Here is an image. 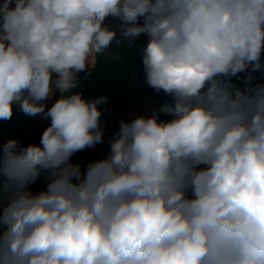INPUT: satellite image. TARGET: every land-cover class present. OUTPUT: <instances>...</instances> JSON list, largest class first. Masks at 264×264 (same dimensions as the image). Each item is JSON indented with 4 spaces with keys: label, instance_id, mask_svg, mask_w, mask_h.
Listing matches in <instances>:
<instances>
[{
    "label": "clouds",
    "instance_id": "clouds-1",
    "mask_svg": "<svg viewBox=\"0 0 264 264\" xmlns=\"http://www.w3.org/2000/svg\"><path fill=\"white\" fill-rule=\"evenodd\" d=\"M109 17L170 99L82 166L108 98L73 90L121 43ZM262 56L264 0H2L0 121L50 125L0 145V264H264Z\"/></svg>",
    "mask_w": 264,
    "mask_h": 264
},
{
    "label": "crops",
    "instance_id": "crops-1",
    "mask_svg": "<svg viewBox=\"0 0 264 264\" xmlns=\"http://www.w3.org/2000/svg\"><path fill=\"white\" fill-rule=\"evenodd\" d=\"M0 2H2V0H0ZM142 22L143 21L141 20V23ZM105 24L117 31V39H120L121 43L117 45L115 41H113L108 52L98 57L95 68L92 69L90 76H85V73L83 72L80 73L81 83L79 87L73 91L83 92L86 89H90L105 93L109 89L115 87L128 89L129 108L127 112L115 117L117 132L119 129L118 118H121V120L124 121H131L139 115L151 116L153 112L156 111V107L154 99L149 93L150 90L147 84H141L143 82H138L132 87L129 85V76L132 73L130 62L135 60L142 64L140 49L147 43L144 34H141L130 45L127 40L120 36V21L118 19L109 17L106 19ZM59 95L60 94L57 91L55 98H59ZM51 103L52 101L48 102L49 107L51 106ZM13 116L17 118L28 131L39 126L37 116H27L20 111L18 106L15 105ZM112 137L104 139L103 143L97 144L94 148H89L91 154L96 159L105 156L109 152L110 146L108 141Z\"/></svg>",
    "mask_w": 264,
    "mask_h": 264
},
{
    "label": "trees",
    "instance_id": "trees-1",
    "mask_svg": "<svg viewBox=\"0 0 264 264\" xmlns=\"http://www.w3.org/2000/svg\"><path fill=\"white\" fill-rule=\"evenodd\" d=\"M146 41H148V37L144 34ZM264 58V56H262ZM241 76L245 75V73H241ZM257 78V81H264V76L261 73L257 72L254 74ZM235 83H239V81L235 80ZM150 90V89H149ZM85 98L91 100L95 99L99 96H107V103L98 105V108L101 109V126L104 129V138L108 139L116 133V123L115 117L119 114L125 113L129 108V90L126 88H111L107 92H99L96 90L86 89L83 92ZM151 96L154 99L156 111L159 106L165 101L170 99L163 92L154 93L152 90L149 91ZM160 119L170 120V116H165L163 114L160 115ZM49 124L39 125L35 128V130L31 133L29 132L23 124L14 116L10 121H0V145L6 142L9 139H15L20 142L21 145L27 146L29 144H39L40 138L42 136L43 131ZM96 160V158L91 154L89 149H85L84 151L76 153L72 157V161L74 163H81L82 166L87 163ZM44 182L41 180H37V182L31 185V190L35 192H39L44 188Z\"/></svg>",
    "mask_w": 264,
    "mask_h": 264
},
{
    "label": "built area",
    "instance_id": "built-area-1",
    "mask_svg": "<svg viewBox=\"0 0 264 264\" xmlns=\"http://www.w3.org/2000/svg\"><path fill=\"white\" fill-rule=\"evenodd\" d=\"M130 66L132 68V73L129 76V85L130 87L134 86V84L138 82H145V75L143 71V65L139 61H131ZM149 87V86H148ZM154 93H156L152 88L149 87ZM37 122L39 125L49 124L50 120H45L42 116H37Z\"/></svg>",
    "mask_w": 264,
    "mask_h": 264
},
{
    "label": "rangeland",
    "instance_id": "rangeland-1",
    "mask_svg": "<svg viewBox=\"0 0 264 264\" xmlns=\"http://www.w3.org/2000/svg\"><path fill=\"white\" fill-rule=\"evenodd\" d=\"M141 84H144V83H141ZM145 84H146V83H145ZM117 121H118V125H119V122L121 121V118H120V119L118 118V120H117ZM34 130H35V129L33 128V130H31V131H29V132H31V133H32Z\"/></svg>",
    "mask_w": 264,
    "mask_h": 264
}]
</instances>
